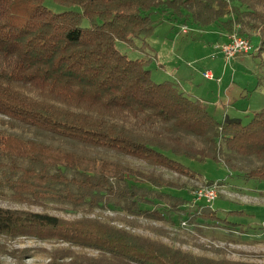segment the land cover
<instances>
[{
  "label": "trees",
  "instance_id": "trees-1",
  "mask_svg": "<svg viewBox=\"0 0 264 264\" xmlns=\"http://www.w3.org/2000/svg\"><path fill=\"white\" fill-rule=\"evenodd\" d=\"M43 1L0 0V200L155 220L184 210L190 200L169 192L184 184L126 159L196 179L184 160H219L264 181V107L247 124L218 122L174 82H155L145 60L115 47L151 35L160 22L152 16L169 10L196 28L215 25L249 42L259 36L261 56L264 0H52L80 8L61 13ZM256 85L264 92V69ZM0 236L110 254L93 259L61 248L46 264H249L194 256L95 219L2 206ZM27 251H11L13 264H24Z\"/></svg>",
  "mask_w": 264,
  "mask_h": 264
},
{
  "label": "rangeland",
  "instance_id": "rangeland-1",
  "mask_svg": "<svg viewBox=\"0 0 264 264\" xmlns=\"http://www.w3.org/2000/svg\"><path fill=\"white\" fill-rule=\"evenodd\" d=\"M43 5L54 13L68 10L80 11L78 6L66 7L52 0H44ZM169 13L170 11L166 10L152 16L154 20L160 22L151 35L133 39L132 43L116 41V49L128 59L145 60L155 82H174L187 97L204 101L208 106V108L206 106L207 110L210 108L209 103L229 98L231 103L228 107L239 113L238 117L231 118L234 119L233 122L247 124L253 112L264 107V92L256 85L257 75L255 74V68L260 64L264 66V53L257 56L256 51L259 36L252 34L251 50L248 56H243L247 59L241 61L235 57L236 59L227 61L219 53L212 56L215 53L212 46L224 42L216 31L212 34L205 28H194L197 26L191 25L180 15H169ZM87 24V21L83 20L81 25L85 27ZM179 25L182 26L178 28ZM215 27L218 28V26ZM263 66L260 72L264 69ZM205 71H212L215 77L212 74V77L206 80L203 77ZM226 87L231 88L224 92ZM208 111L212 112L211 109ZM226 117H232V115L228 114ZM222 120L221 117L217 119L218 122ZM112 157L118 159L120 155L112 154ZM126 163L144 172H152L156 176L161 175L176 180L175 183L178 186L185 185L188 189L184 191L169 189L172 194L190 200L182 207L184 210L174 212L170 219L165 213L164 220H155L126 216L122 213L116 214L117 211L101 208L83 214V212L74 213L68 207L56 205L40 208L0 200V206L46 212L66 220L95 219L194 256L264 264V181L247 180L241 172H234L219 160L203 162L184 160L186 165L200 175L197 179L178 176L166 169L153 167L139 160L126 159ZM210 188H213L215 193L213 200L209 202L200 200L196 203L192 201L194 193ZM203 203L205 204L203 206L197 205ZM142 207L152 208L146 205ZM205 212H211L209 214L212 217L205 218L207 216ZM123 218H127L130 222L126 223ZM0 246L5 250L0 251V261L3 264H13L15 260L9 253L18 249L28 250L27 258H23L24 264H46L50 260L51 253L61 248L70 249L74 255L93 259L110 257V254L90 247L40 241L28 237L9 239L0 236ZM102 262V264H110Z\"/></svg>",
  "mask_w": 264,
  "mask_h": 264
},
{
  "label": "built area",
  "instance_id": "built-area-1",
  "mask_svg": "<svg viewBox=\"0 0 264 264\" xmlns=\"http://www.w3.org/2000/svg\"><path fill=\"white\" fill-rule=\"evenodd\" d=\"M183 32L185 29L182 28ZM181 30V31H182ZM214 48L218 49L221 55L225 58V60L229 61L234 59L239 55H247L251 50V44L249 40L245 37L239 36L237 33H231L228 35V39L226 42L221 44H215ZM203 76L206 79L212 77V73L210 71H205ZM215 193L213 188L207 190H199L192 195V201L196 203L197 201L204 200L209 202L213 200L215 197Z\"/></svg>",
  "mask_w": 264,
  "mask_h": 264
},
{
  "label": "crops",
  "instance_id": "crops-1",
  "mask_svg": "<svg viewBox=\"0 0 264 264\" xmlns=\"http://www.w3.org/2000/svg\"><path fill=\"white\" fill-rule=\"evenodd\" d=\"M182 25H179V27L178 28H180ZM194 28H196V27H194ZM219 28V27H218ZM217 27H215V26H208V27H206L205 29H208V30H210L211 31V33L213 34V32L214 31H216L217 32V34L219 35V37H221L222 38V41H224V42H226L227 41V39H228V34H227V32L226 31H224V30H222L221 28H219L218 29ZM199 29H202V28H199ZM204 29V28H203ZM181 31V30H180ZM181 33H182V31H181ZM223 42V43H224ZM216 44H220V43H216ZM213 47V49L215 50V53H213L212 54V56H215L217 53H219V54H221L220 52H219V50L216 48H214V45L212 46ZM243 56H248V55H239V56H236V58L237 59H241V61H244L245 59H247L246 57H243ZM236 58H234V59H236ZM261 66H263V64H260L257 68H255V74L258 76L259 75V73H260V68H261ZM212 72V71H211ZM212 74H213V72H212ZM213 76L215 77V75L213 74ZM217 76H219V75H217ZM204 77V76H203ZM205 78V77H204ZM216 78H221V77H216ZM206 79V78H205ZM206 80H208V79H206ZM214 80V79H213ZM213 80H211V81H213ZM231 87H226L225 89H224V92H227L229 89H230ZM183 92V91H182ZM196 100H198V101H200L201 103H203V104H205L206 105V103L204 102V101H201V100H199L198 98L196 99ZM224 101V102H223ZM231 103V100L229 99V98H224V99H221L220 101H213V102H211V103H209L210 104V108L208 109V110H210L211 109V111L212 112H210V111H208L215 119H216V121H217V119L219 118V117H221V118H223V120H222V122H233V120L234 119H231V118H234V117H238L239 116V113H237V111L236 110H234V109H232V108H230V107H228L229 106V104ZM207 106V105H206ZM228 107V108H227ZM207 108H208V106H207ZM260 109V108H259ZM231 110V111H230ZM253 113H255V112H253ZM252 113V114H253ZM228 114H231L232 115V117H226V116H228ZM241 116V115H240ZM228 118V121H226V119Z\"/></svg>",
  "mask_w": 264,
  "mask_h": 264
}]
</instances>
